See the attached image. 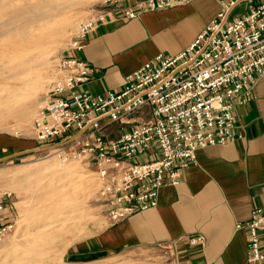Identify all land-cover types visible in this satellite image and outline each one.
Returning a JSON list of instances; mask_svg holds the SVG:
<instances>
[{
    "label": "built area",
    "instance_id": "1",
    "mask_svg": "<svg viewBox=\"0 0 264 264\" xmlns=\"http://www.w3.org/2000/svg\"><path fill=\"white\" fill-rule=\"evenodd\" d=\"M124 1L105 0L79 24L66 50L72 53L54 60L57 71L33 121L36 139L50 151L91 161L109 223L156 207L161 187L180 181L199 148L240 137L234 131L236 107L251 98L256 78L264 76V0H230L184 51L160 52L128 74L119 90L90 94L82 88L90 69L73 53L85 48L98 23L109 22L114 10L134 18L190 0ZM242 1L246 11L229 19L226 10ZM144 106L150 107V118L134 120ZM115 122L131 126L110 137ZM14 222L0 227V237ZM237 227L246 232L245 264H263L264 205ZM188 242L204 245L205 237L192 235Z\"/></svg>",
    "mask_w": 264,
    "mask_h": 264
},
{
    "label": "crops",
    "instance_id": "2",
    "mask_svg": "<svg viewBox=\"0 0 264 264\" xmlns=\"http://www.w3.org/2000/svg\"><path fill=\"white\" fill-rule=\"evenodd\" d=\"M135 1L121 3L131 5ZM229 1L190 0L142 12L134 18H125L114 10L109 22L98 23L90 32L85 48L73 53L90 69V79L83 90L93 95L119 90L128 74L158 53L176 55L184 51ZM104 2L95 0L93 13ZM240 3L226 10L229 19L242 13L232 15ZM252 89L251 98L236 107L234 131L240 137L199 148L196 160L184 169L180 181L161 187L156 207L137 210L119 222L108 223L82 242L78 253L163 246L176 255V264H245L246 232L237 224L248 220L256 206L264 205V76L256 78ZM148 118V106L134 115L137 121ZM130 126L112 123L109 135L117 137ZM30 146L47 144L35 137L32 145L25 147L20 140L0 135V159L27 154L18 153L33 149ZM0 201L4 203L1 227L15 221L17 206L10 191H3ZM196 234L205 237L204 245L189 244V237Z\"/></svg>",
    "mask_w": 264,
    "mask_h": 264
},
{
    "label": "bare ground",
    "instance_id": "3",
    "mask_svg": "<svg viewBox=\"0 0 264 264\" xmlns=\"http://www.w3.org/2000/svg\"><path fill=\"white\" fill-rule=\"evenodd\" d=\"M82 1L0 0V48H3L0 50V84L4 86L0 88V123L9 117L15 118L18 124L32 121L27 101L43 88L44 65L53 49L51 41H59L67 27L74 25V20L62 17L60 8ZM77 167L74 161L59 164L48 159L13 171L14 177L47 174L46 179L40 180L44 181L42 186L51 188L43 192L34 187L36 182L32 184L34 212L26 211V228L1 246L0 264H62L58 255L50 256L48 247L40 244L52 242L63 232L62 220L45 219L65 212L67 206L83 211L76 193L90 189L93 182L91 175L76 172ZM75 212L76 209H71L66 214Z\"/></svg>",
    "mask_w": 264,
    "mask_h": 264
},
{
    "label": "rangeland",
    "instance_id": "4",
    "mask_svg": "<svg viewBox=\"0 0 264 264\" xmlns=\"http://www.w3.org/2000/svg\"><path fill=\"white\" fill-rule=\"evenodd\" d=\"M94 3L95 0H83L82 2L74 3L68 7L63 6V8H60L62 17L66 20H74V25L67 27L63 35L64 37H61V39L57 41L58 44L54 41H51L52 43L50 42V46H53V49L48 55L47 62L44 65L43 88L35 97L27 101L32 121L18 124L15 118L9 117L6 121L0 123V135H5L6 137L12 138L14 141L20 140L25 147L32 145L33 140L35 141L36 135L33 129V121L39 103L50 90L51 80H53L54 73L57 71L54 66V60L58 55L67 50L68 44L74 34H76L79 24L93 15V9L95 8ZM247 5L248 3L245 2L237 5L233 9L232 15L245 12ZM1 45L0 42V46ZM0 50H3V48H0ZM3 87V84H0V88L4 89ZM65 156V152L58 153L50 151L49 148H47L0 161V194L3 191H10L16 198L17 206L15 222L12 228L0 237V248L7 239L15 237L19 235V233L21 234L24 230L22 228L26 226V220H24L26 211L30 210V212H34L32 207L35 200L33 197L32 184L36 182L34 187L40 188L43 192L51 188L50 185L46 188L42 186L44 181L40 180L41 178L46 179L49 176L47 174H24L19 177H14L13 171L27 167L32 163L42 162L48 159L55 160L59 164L74 161L78 166L76 172L82 171L86 175H91L90 178H92L93 185L90 189H84L76 193V195H79L78 199L81 200V204L83 205V211L74 206H67L65 212L63 211L60 214L56 213L54 216L45 219V221L60 219L64 224L61 226L63 231L61 236L54 238L50 243L42 241L40 244L41 246L48 247L51 252L50 256L58 255L59 261H61L62 264H176V255L170 252L169 248L163 246L136 247L118 252L90 251L91 253L79 254L78 249L81 243L85 242L87 238L105 227L109 222L107 221L105 207L99 194L101 179L95 167L91 164V161L83 155ZM20 204H22V206ZM71 209H76V212L74 214H66V212Z\"/></svg>",
    "mask_w": 264,
    "mask_h": 264
},
{
    "label": "water",
    "instance_id": "5",
    "mask_svg": "<svg viewBox=\"0 0 264 264\" xmlns=\"http://www.w3.org/2000/svg\"><path fill=\"white\" fill-rule=\"evenodd\" d=\"M48 147L49 146L37 147V148H33L31 150H26V151L19 152L18 154H24V153H28V152H32V151H38V150L46 149ZM0 161H1V159H0Z\"/></svg>",
    "mask_w": 264,
    "mask_h": 264
}]
</instances>
